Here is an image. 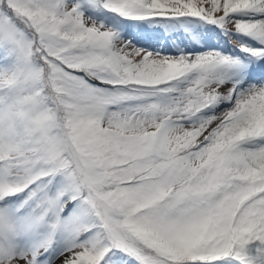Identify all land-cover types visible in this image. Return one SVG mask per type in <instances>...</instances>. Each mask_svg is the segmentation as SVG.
Wrapping results in <instances>:
<instances>
[{
	"label": "snow or ice",
	"instance_id": "6c2138e0",
	"mask_svg": "<svg viewBox=\"0 0 264 264\" xmlns=\"http://www.w3.org/2000/svg\"><path fill=\"white\" fill-rule=\"evenodd\" d=\"M0 264H264V0H0Z\"/></svg>",
	"mask_w": 264,
	"mask_h": 264
}]
</instances>
